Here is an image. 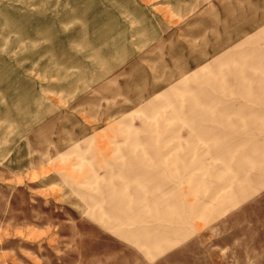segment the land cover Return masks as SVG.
Masks as SVG:
<instances>
[{
	"label": "rangeland",
	"instance_id": "1",
	"mask_svg": "<svg viewBox=\"0 0 264 264\" xmlns=\"http://www.w3.org/2000/svg\"><path fill=\"white\" fill-rule=\"evenodd\" d=\"M263 14L0 0V264H264ZM131 147L173 151L159 191L105 182Z\"/></svg>",
	"mask_w": 264,
	"mask_h": 264
},
{
	"label": "crops",
	"instance_id": "2",
	"mask_svg": "<svg viewBox=\"0 0 264 264\" xmlns=\"http://www.w3.org/2000/svg\"><path fill=\"white\" fill-rule=\"evenodd\" d=\"M241 14L242 13H240L239 16ZM238 23H241V19L238 21ZM263 26L264 14L259 20L258 18H253L251 21H249V24H245L244 26L240 24L238 26L239 29L236 30L237 32L239 31L236 40L239 41L247 36L253 35L255 32L261 30ZM234 43L236 42H233L231 38H223L217 40L214 46L215 48L212 51L214 55L213 60L219 58L226 51L234 48L237 44H239ZM224 48H228V50L220 53ZM182 68L184 69V71H189V69H192L193 67L190 68L184 65V67ZM196 70L197 69H193L194 72ZM150 100L152 99L150 98ZM138 143L149 145L151 144V141L149 139L144 140L143 137H137V141L134 142L130 141L129 139L124 141V144ZM125 149H127V147H125ZM158 149L159 148L157 147L155 151L147 152L143 147H141L140 150H138L137 147H131V151H116L117 153H122L121 155H115L108 159L109 161L106 166L107 170L103 176V178L106 179L105 182H108L110 177L119 175L120 178L115 181V183L125 184L128 190H133V188H135L139 184H145L148 185V188L146 189L147 191H159L161 183L165 181L164 176L166 173L165 169L163 170V168L161 167L163 166V163H161V161L174 159L173 157H170L174 156V153H172L173 151L159 152ZM111 161H115V164L113 165Z\"/></svg>",
	"mask_w": 264,
	"mask_h": 264
}]
</instances>
